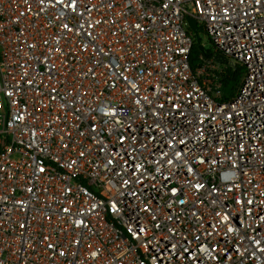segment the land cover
Instances as JSON below:
<instances>
[{
	"label": "built area",
	"instance_id": "built-area-1",
	"mask_svg": "<svg viewBox=\"0 0 264 264\" xmlns=\"http://www.w3.org/2000/svg\"><path fill=\"white\" fill-rule=\"evenodd\" d=\"M0 264H264V0H0Z\"/></svg>",
	"mask_w": 264,
	"mask_h": 264
},
{
	"label": "trees",
	"instance_id": "trees-1",
	"mask_svg": "<svg viewBox=\"0 0 264 264\" xmlns=\"http://www.w3.org/2000/svg\"><path fill=\"white\" fill-rule=\"evenodd\" d=\"M198 45L195 44L193 47V65L195 66L197 62V55L199 54ZM209 53L213 52V49L207 51ZM244 73V68L242 66L237 65L236 69L227 68L220 76L218 83L221 84V88L223 90V97L228 98L232 96L238 89L241 79Z\"/></svg>",
	"mask_w": 264,
	"mask_h": 264
},
{
	"label": "rangeland",
	"instance_id": "rangeland-1",
	"mask_svg": "<svg viewBox=\"0 0 264 264\" xmlns=\"http://www.w3.org/2000/svg\"><path fill=\"white\" fill-rule=\"evenodd\" d=\"M198 35L200 36L201 44H203L207 50L213 49V44L209 39V36L205 33L202 28L199 29Z\"/></svg>",
	"mask_w": 264,
	"mask_h": 264
},
{
	"label": "water",
	"instance_id": "water-1",
	"mask_svg": "<svg viewBox=\"0 0 264 264\" xmlns=\"http://www.w3.org/2000/svg\"><path fill=\"white\" fill-rule=\"evenodd\" d=\"M189 22H190V27L192 28L193 32L194 33H198L199 25H198L197 21L194 18H189ZM197 41H198V43L200 41V38H199L198 34H197ZM199 48L201 50H204V46L202 44H199Z\"/></svg>",
	"mask_w": 264,
	"mask_h": 264
}]
</instances>
